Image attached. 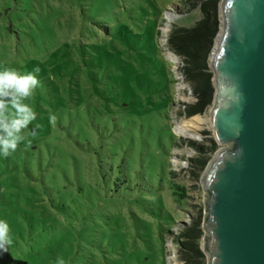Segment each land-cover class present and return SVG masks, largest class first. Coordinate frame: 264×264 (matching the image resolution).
Segmentation results:
<instances>
[{
  "label": "rangeland",
  "instance_id": "obj_1",
  "mask_svg": "<svg viewBox=\"0 0 264 264\" xmlns=\"http://www.w3.org/2000/svg\"><path fill=\"white\" fill-rule=\"evenodd\" d=\"M208 1L0 0V68L20 74L39 68L40 81L24 101L37 121L11 155L0 157V220L9 225L14 259L28 264H55L57 257L65 264L192 259L182 247L188 241L183 235L200 214L204 219L202 177L220 146L208 124L214 93L209 106L190 114L197 107L194 83L171 38L202 23ZM217 22L211 51L222 28L219 6ZM28 61L37 63L27 67ZM207 68L211 74L209 57ZM98 89H106L110 100L99 97ZM61 107L69 111L66 117ZM77 110L84 111L88 126L82 127L92 142L104 130L98 119L96 126L90 123L91 116L108 121L110 115L119 124L112 129L107 122L102 150L115 167L124 155L133 185L144 174L151 189L142 204L104 199L96 156L76 142L84 140L77 136ZM193 115L205 116L201 135ZM129 131L133 142L126 141ZM122 141L123 152L114 157L111 150ZM199 163H205L203 169ZM198 245L203 254L202 237Z\"/></svg>",
  "mask_w": 264,
  "mask_h": 264
},
{
  "label": "water",
  "instance_id": "obj_2",
  "mask_svg": "<svg viewBox=\"0 0 264 264\" xmlns=\"http://www.w3.org/2000/svg\"><path fill=\"white\" fill-rule=\"evenodd\" d=\"M219 11L209 68L220 149L202 177V252L207 264H264V0H221Z\"/></svg>",
  "mask_w": 264,
  "mask_h": 264
},
{
  "label": "trees",
  "instance_id": "obj_3",
  "mask_svg": "<svg viewBox=\"0 0 264 264\" xmlns=\"http://www.w3.org/2000/svg\"><path fill=\"white\" fill-rule=\"evenodd\" d=\"M199 1H205V0H199ZM219 3L220 0H209L208 2H205L203 5L205 20L192 30L183 29L174 32L171 38V45L173 50L175 51L176 54L180 55L183 58V61L186 63L183 72L186 74L188 78L187 80L191 83H194V96L197 98V107L193 110H190V114L201 113L207 106L211 104L212 101L214 92L211 83L212 76L210 73L207 72L208 71L207 60L210 54L213 38L215 37L218 31L217 12H218ZM35 63H37V61H28L27 67L30 64H35ZM162 74H164V72H162ZM42 89L39 90L41 93H42ZM105 90L106 89H102V90L98 89L97 95L103 99L110 100V97H108L106 93L107 91ZM109 90L110 92H113V90H115L113 84L110 85ZM42 97H45V95L42 94ZM53 107L54 105L52 104V108ZM60 109H61L60 113L63 112V116L66 117L69 111L65 110L63 107H61ZM82 112L84 111L77 110L78 125L80 126L78 131L79 135L77 136L84 137L83 138L84 140L83 141L78 140L76 142H78V145L80 146V148H82V150H84V152H87L91 155L95 154L97 158V159L95 158V161L97 166L96 169L98 170V175H99L100 193L105 194L104 199L106 200H112V201L117 199L120 200L123 199L127 201L133 200V201H139L142 204L144 194L146 192H149L148 190L151 189L150 188L151 185L145 182L144 174L139 173L138 175L139 180L137 181L136 185H133L131 183V178H130V174H131L130 172H132V170L131 171L128 170L130 171L129 173H126V171L124 170V158H125L124 155H122L121 159L118 161L119 162L118 165H116L115 167L114 165H112L111 162L110 163L108 162V160L111 159H108L107 151L102 150L103 142L109 138L108 137L109 135L106 136V133L109 131L110 128L108 123L112 126V129H118L119 124L114 123V120L110 115L107 117L109 121L108 122L105 120L103 121L100 117L91 116L92 115L91 114L90 116L92 122L90 123H92L93 126H96L95 120L98 119L99 120L98 122L101 123V126L104 130L103 132L104 135L102 133L103 137H100L99 140L96 137L97 142L96 141L92 142L86 137L87 132L82 127V123L88 126L87 120L84 118ZM128 116H130V114H128ZM191 118L192 121L197 123V125L199 126L196 132L201 135L202 131L205 130L204 129L206 123L205 116L193 115L191 116ZM36 121L37 120L35 119V121H33L28 126V129L25 131H29V129H32L31 127ZM129 132L130 134L127 136L126 141L131 140V142H133V132L132 131ZM131 144L128 143V147H130ZM121 147L122 148L124 147L123 141L117 144L115 148H113V151L111 150V152H113L114 157L118 156L119 154L118 151L123 152ZM197 165H199L200 168L203 169L205 163H199ZM148 172L151 173L152 171L148 170ZM176 190L182 193L185 192L183 188H179V187H177ZM177 196L182 197L181 195H177ZM202 222H203V216L202 214H200L199 217L195 220V222L189 228L186 229V233L183 235V238L188 239V241L183 242L182 247L185 250H188V252L191 253L192 255V259H187L186 264H206L205 257L200 252L198 245L203 235ZM0 264H28V263L14 259L11 256L9 249L7 248L6 251L0 252Z\"/></svg>",
  "mask_w": 264,
  "mask_h": 264
},
{
  "label": "clouds",
  "instance_id": "obj_4",
  "mask_svg": "<svg viewBox=\"0 0 264 264\" xmlns=\"http://www.w3.org/2000/svg\"><path fill=\"white\" fill-rule=\"evenodd\" d=\"M39 68L20 74L13 68H0V157H7L24 140V132L36 119L33 108L24 101L31 98L40 81L35 73ZM56 116L49 115V123L54 124ZM13 243L9 225L0 220V252L6 251ZM55 264H65L60 257Z\"/></svg>",
  "mask_w": 264,
  "mask_h": 264
},
{
  "label": "bare ground",
  "instance_id": "obj_5",
  "mask_svg": "<svg viewBox=\"0 0 264 264\" xmlns=\"http://www.w3.org/2000/svg\"><path fill=\"white\" fill-rule=\"evenodd\" d=\"M171 20H173V19H172V18L168 19V21H171ZM219 39H220V38H219V36H218V37H217V41H218ZM208 124H209V126L211 127V123H210V118H209V117H208ZM211 128H212V127H211ZM187 135H189L191 139H195V137H197L196 134H194V133H192V132H188Z\"/></svg>",
  "mask_w": 264,
  "mask_h": 264
},
{
  "label": "built area",
  "instance_id": "obj_6",
  "mask_svg": "<svg viewBox=\"0 0 264 264\" xmlns=\"http://www.w3.org/2000/svg\"><path fill=\"white\" fill-rule=\"evenodd\" d=\"M168 22H170V21H168Z\"/></svg>",
  "mask_w": 264,
  "mask_h": 264
}]
</instances>
